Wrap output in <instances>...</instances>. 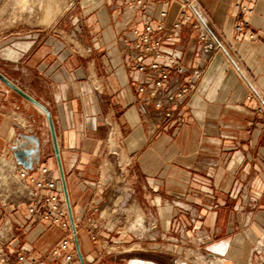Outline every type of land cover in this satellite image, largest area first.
<instances>
[{"label": "crops", "instance_id": "0c3cea01", "mask_svg": "<svg viewBox=\"0 0 264 264\" xmlns=\"http://www.w3.org/2000/svg\"><path fill=\"white\" fill-rule=\"evenodd\" d=\"M196 1L206 27L192 19L162 46L186 67L172 85L194 88L176 116L155 127L154 108L136 91L142 75L124 48L145 18L165 10L170 25L182 0H149L145 12L128 0H77L57 33L9 51L5 59L19 73L8 77L50 109L60 155L48 121L37 122L0 80V255L11 264L20 248L46 249L63 233L28 212L30 195L17 178L24 166L10 149L20 132L39 137L33 170L50 168L69 221L82 226L72 239L74 264H180L188 252L264 264V109L249 97L253 86L264 95V0ZM203 29L219 47L204 50ZM128 189L127 213L139 211L146 225L101 228L93 239L86 221L103 225L93 207Z\"/></svg>", "mask_w": 264, "mask_h": 264}, {"label": "built area", "instance_id": "2783aa9c", "mask_svg": "<svg viewBox=\"0 0 264 264\" xmlns=\"http://www.w3.org/2000/svg\"><path fill=\"white\" fill-rule=\"evenodd\" d=\"M128 1L144 12L149 10V0ZM237 7L240 8L242 5L237 3ZM167 16L168 12L163 10L158 18H145L142 28L133 27L135 38L128 41L124 48V53L128 56L132 67L142 75V79L136 83V91L144 97L143 103L152 105L154 108L152 127H155L157 123H166L173 119L184 96L194 88V84L190 81L176 87L172 85L173 73L184 74L186 67L175 55L163 49V39L180 29L185 23H191L192 19H195L192 23L194 28L200 30L206 27L205 18L196 0H182L178 14L170 25L165 20ZM199 40L204 43L205 51L219 47V41L207 30L203 29ZM231 59L238 72L250 82L240 62L232 56ZM252 95L260 99L262 111L264 109L263 92L253 86L249 97ZM35 171L25 168L17 170L18 180L30 195L28 212L37 215L40 222L60 227L63 233L53 245L46 249L20 248L17 250L14 264H74L75 252L72 248V239L82 226L78 222L72 224L69 221L64 199L57 188L55 177L51 176L50 168L47 165H40L35 168ZM121 191H116L113 197L107 198L101 205L94 206L91 210L92 213H98L103 223L99 227L91 218L86 221L85 227L93 239H98L101 228L110 232H123L146 225L143 217H130L127 213V206L123 202L130 199L129 189ZM2 245V238H0V248ZM262 252L261 259L264 262V249ZM0 264L11 263L3 254L0 255ZM223 264L238 263L224 261Z\"/></svg>", "mask_w": 264, "mask_h": 264}, {"label": "rangeland", "instance_id": "374dc122", "mask_svg": "<svg viewBox=\"0 0 264 264\" xmlns=\"http://www.w3.org/2000/svg\"><path fill=\"white\" fill-rule=\"evenodd\" d=\"M76 1L77 0H0V72L7 77L18 76L19 72L10 67L11 64L5 59L9 51H13L14 46L18 43L23 44L28 40L41 39L44 36H48V34L57 33L60 21L71 12ZM19 101H22L24 109L26 108L30 113L34 114V118L37 122L41 121L44 124L47 123L46 113L38 106H33L24 99H19ZM32 129H34V127H32ZM188 253H192L193 258H196L199 254L194 252ZM202 259L205 260V262L203 263L199 259L198 263L216 264V262H224V260H219V258L207 260V258L202 256ZM163 260L166 263L168 261L170 263L175 262V259L166 258Z\"/></svg>", "mask_w": 264, "mask_h": 264}, {"label": "water", "instance_id": "95a60500", "mask_svg": "<svg viewBox=\"0 0 264 264\" xmlns=\"http://www.w3.org/2000/svg\"><path fill=\"white\" fill-rule=\"evenodd\" d=\"M0 80L4 82L7 86H9L12 90H14L19 95H21L24 99L38 106L39 108H41V110H43L46 113L48 124H49L51 134H52V139L54 142V146L56 148L57 157H58V160H60L58 142H57V132H56L55 124H54V119L51 115V112L47 108V106L41 103L40 101L36 100L33 96L27 93L24 89H22L16 83L11 81L7 76H5L1 72H0ZM31 137L39 138L36 134H27V133L20 132L16 137L15 143L10 146V149L17 163L23 165L24 168L28 170L34 169V165L39 162L41 158V152H42V148L41 146H39L38 147L39 154L35 158L32 154L33 152L32 147H29L26 143L22 142V139H29ZM22 146H25L24 150L17 151V149Z\"/></svg>", "mask_w": 264, "mask_h": 264}, {"label": "bare ground", "instance_id": "6f19581e", "mask_svg": "<svg viewBox=\"0 0 264 264\" xmlns=\"http://www.w3.org/2000/svg\"><path fill=\"white\" fill-rule=\"evenodd\" d=\"M41 109V108H40ZM135 210L137 211V208H136V206H135ZM138 212V216H142L143 217V214H141V213H139V211H137ZM141 228V227H140ZM139 229V228H138ZM205 258H207V257H205ZM210 259H208L207 258V260H212V259H216L215 257H209ZM217 258H219V257H217ZM185 259H188L189 261H192V263H197L198 262V260L200 259L202 262H205V260H203L202 259V256L200 255V254H198L197 256H196V258H193L192 257V253H187L186 254V256L183 258V257H179L178 258V263H180V264H188L187 262H185ZM219 260H222L223 261V259H220L219 258ZM208 262V261H207ZM210 262V261H209ZM216 264H223V263H219V262H216Z\"/></svg>", "mask_w": 264, "mask_h": 264}, {"label": "flooded vegetation", "instance_id": "af4514ba", "mask_svg": "<svg viewBox=\"0 0 264 264\" xmlns=\"http://www.w3.org/2000/svg\"><path fill=\"white\" fill-rule=\"evenodd\" d=\"M22 142L26 143L29 147H32L33 149V156L36 158L39 154V146H41V141L39 138H36V137H31L29 139H22ZM24 147L25 146H22L20 148L17 149V151H20V150H24Z\"/></svg>", "mask_w": 264, "mask_h": 264}]
</instances>
